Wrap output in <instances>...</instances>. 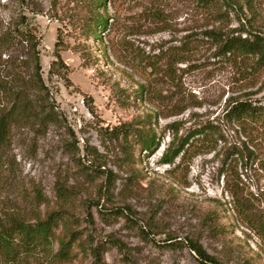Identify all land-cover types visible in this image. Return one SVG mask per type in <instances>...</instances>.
Instances as JSON below:
<instances>
[{
    "label": "rangeland",
    "instance_id": "374dc122",
    "mask_svg": "<svg viewBox=\"0 0 264 264\" xmlns=\"http://www.w3.org/2000/svg\"><path fill=\"white\" fill-rule=\"evenodd\" d=\"M250 1L264 17V0ZM104 3L108 24L94 36L81 27L80 0H0V34L18 22L39 39L41 93L56 116L44 126L13 127L0 207L58 210L54 186L66 180L73 188L66 207L87 242L67 261L49 254L22 264H94V249L105 264H210L190 250L191 240L211 264H264V243L231 196L264 194V130L224 116L234 98L264 105V65L211 57L214 47L202 37L211 19L195 0ZM228 23L238 26L233 13ZM25 48L0 50V73L9 55L27 56ZM134 119L155 133L152 152L116 131ZM206 124L216 133L191 138L184 154L164 163L189 130ZM250 143L253 154L244 158ZM110 173V192H99ZM52 247L57 252V242Z\"/></svg>",
    "mask_w": 264,
    "mask_h": 264
},
{
    "label": "trees",
    "instance_id": "16d2710c",
    "mask_svg": "<svg viewBox=\"0 0 264 264\" xmlns=\"http://www.w3.org/2000/svg\"><path fill=\"white\" fill-rule=\"evenodd\" d=\"M195 1L211 19L212 27L202 32L203 39L214 47L211 57L229 61L251 60L256 66L264 65V17H260L250 0ZM80 3L83 12L81 27L94 36L98 35L108 24L104 0H80ZM231 13L238 20V26L234 28H229L228 25ZM33 32L16 22L0 34L1 51L7 46L25 45L28 52L24 58L9 55L7 71L0 73V190L7 181V175L4 174L6 159H3V155L10 144L13 127H40L56 120L54 112L47 109L49 105L41 93L42 90L46 91V88L41 77L39 52L36 49L39 39ZM54 65L55 62L52 63V68ZM26 67L31 69L28 76L24 71ZM224 116L227 121L235 122L239 126L256 125L264 130V105L256 99L234 98L228 101ZM141 123L134 119L120 124L116 131L122 133L125 139L133 137L134 142L145 153L152 152L158 144L156 135L152 129ZM207 129H210L212 134L216 133V126L212 124L189 130L188 139L181 141L171 154L164 155V163H172L178 154H184L185 145H191V138H205ZM255 145L256 143H250L246 146L244 158L252 156L253 151L248 147L255 148ZM237 153L243 158L242 151ZM75 179L77 180V177ZM113 185L114 177L110 173L106 175L104 182L97 186V190L100 192L104 187L109 193ZM72 189L66 180H56L54 190L60 202L58 210L47 209L41 214L39 211H16L12 205L0 207L2 264H22L30 257L37 258L36 256L49 254L55 259L67 261L75 256L76 247L80 251L87 248L86 239H83L76 229L77 219L74 213L66 207L71 202ZM231 196L235 200L234 209L244 226L264 243V194H252L241 199H237L235 193ZM31 197L35 203L43 200L37 188L33 189ZM57 229L60 230L59 233H56ZM139 235L145 238L143 231ZM55 242L59 248L57 252L52 253V245ZM189 248L201 262L212 263L213 258L204 251L198 241L191 240ZM92 256L95 259L94 264H105L99 258L97 249L92 251Z\"/></svg>",
    "mask_w": 264,
    "mask_h": 264
}]
</instances>
